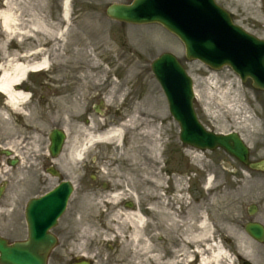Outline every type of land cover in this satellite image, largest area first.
Returning a JSON list of instances; mask_svg holds the SVG:
<instances>
[{"label": "rangeland", "instance_id": "rangeland-1", "mask_svg": "<svg viewBox=\"0 0 264 264\" xmlns=\"http://www.w3.org/2000/svg\"><path fill=\"white\" fill-rule=\"evenodd\" d=\"M129 1L72 0L70 18L74 28L73 36L77 32H84L82 35L88 37L91 31L99 35L93 36L94 39L88 38L92 42L88 50L96 64L72 58L71 50L74 45L61 49V59H57L53 53V56L48 57L52 66L40 76L44 84L49 82L47 84L52 85V89L40 86L35 88L41 99L38 102L31 98L23 107V116L12 112L5 103V97L0 94V145H11L26 125L37 126L38 128H32L38 129L44 135L41 140L42 147L38 146L37 141L31 145L28 151L30 158L24 166L9 174L0 172V184L8 183L6 198L19 204L23 210L26 203L38 194L36 186L39 164L33 161V156L43 157L46 150L43 143L47 145V135L51 129L66 126L69 129L68 143L60 159L64 172L76 183L75 198H79L82 192L78 184L81 179L85 180L84 162L93 164L103 179H114L122 175L121 164L125 163L135 170L134 175L140 183V202L142 206H147V211L150 199L157 198L158 194L162 198H169L167 206L171 208L168 211L174 216V228L178 227V219L183 213H188L193 220L196 215L204 214L209 227L213 228L217 223L223 234L228 236L231 232L229 220L233 186L238 182V190L241 195L244 194L246 179L244 177L243 181L233 180L222 164L226 162L233 165L231 158L224 151L201 152L180 142L179 124L169 112L166 97L152 72V63L168 52L179 59L194 79L195 92L198 95L194 106L198 117L203 125L214 133L224 135L237 132L247 143L257 141L261 126V115H256L255 110L257 104L252 107L253 98L248 84H243L231 70L216 72L198 61L187 60L183 44L163 27L157 24L124 25L107 17L106 10L110 4ZM63 2L64 0H0V9L15 19L17 31L22 33L32 29L33 18H45L50 24L64 28ZM217 3L231 14L236 25L264 40V0H250L247 5L245 0H217ZM17 31L9 35L3 30L0 21V64H5L6 56H11L12 53L24 56L40 49H49V46L37 43L26 35L17 36ZM96 39L107 41L108 48H100L99 43H95ZM33 60L39 61L38 56ZM125 79L127 82H124ZM122 83L123 87L115 88ZM82 85L86 88L80 93ZM53 93L59 96H52ZM74 96L79 100L78 104L64 109L65 101ZM147 96L150 102L145 103L140 114L135 113L136 105ZM99 100L104 101V117L97 115L92 105L88 107V102L99 104ZM85 111L91 113L95 122L94 129L106 125L108 130L120 129L123 133L119 141L94 143L93 147L85 150L84 161H79L75 153L88 147L90 143L84 133L88 127L79 122L85 120ZM27 113L30 115L26 116ZM136 116L141 121L133 125L132 120ZM4 123L8 125L7 131L3 128L6 126ZM105 128L103 132L106 131ZM153 129L157 131L155 139L149 134ZM79 137L82 139L78 140ZM110 160L114 162L112 166L109 165ZM4 168L0 166V170ZM154 171L158 172L161 178L156 193L153 191V181L151 182L155 177ZM178 171H182L184 176L182 202L177 194L171 197L168 193L170 187L177 190L176 178L171 174L177 175ZM171 181L174 182L173 185ZM199 184L200 186H197ZM162 186L165 188L162 189ZM107 199L103 192L86 199L85 205L91 222H97L107 212L106 206L113 204ZM21 216V209L13 213L1 212L0 231L8 230L5 228L9 225L16 231L15 236H24L23 226L19 224ZM143 216L144 222L147 223L149 219L146 220L144 213ZM124 218L123 221L133 223L129 217ZM87 227L89 226L83 223L79 228L83 237L89 231ZM215 228L218 229L217 226ZM199 230L195 224L190 225L189 259L193 261L198 260L192 257L197 245L195 242L204 241L201 236H197L201 233ZM204 238L208 240L209 237L206 235ZM222 245L230 254L231 246L225 243ZM241 249L248 251L249 247Z\"/></svg>", "mask_w": 264, "mask_h": 264}, {"label": "flooded vegetation", "instance_id": "flooded-vegetation-1", "mask_svg": "<svg viewBox=\"0 0 264 264\" xmlns=\"http://www.w3.org/2000/svg\"><path fill=\"white\" fill-rule=\"evenodd\" d=\"M43 80L40 78H28L19 89L32 91L34 101H40L41 96L34 90L42 85ZM47 87H51L48 85ZM52 89V88H51ZM249 89L253 98L252 107L256 110V115L261 114V136L255 141L250 150V158L253 162L264 159V91L257 90L253 87V83L249 81ZM58 93V92H56ZM52 96H59L54 94ZM40 97V98H39ZM86 112L85 123L92 120V117ZM255 114V113H254ZM92 124V121L90 122ZM98 127L97 130H102ZM24 146L31 144L28 138L23 141ZM20 154H14L12 160L21 162ZM37 160L39 163V172L37 179V195L42 198L59 185L62 178L54 175L60 173L59 159H53L49 154ZM10 159H6L7 163H11ZM112 164V163H111ZM86 165L85 171H95ZM123 174L117 178L109 179L107 183H99L98 176H90V179L81 181V194L79 198H71L66 213L59 220L58 225L52 229L51 235L55 237L56 244L48 256V264H183V257L189 255V223L188 213H183L178 219L180 222L178 227L174 228V224L167 217V211L171 208L167 206L169 198L158 200L156 197L151 198L147 211V206H142L139 198L141 194L140 183L134 175L133 168L129 164H121ZM157 168V166H153ZM244 168L248 171L246 175V191L240 194L238 182L233 186L232 196V212L230 215L231 243L232 253L235 258V264H243L245 256L238 250V246L247 240L250 245L260 247V251H256L257 263H262L260 252L264 254V242L259 243L253 238L252 229L257 226L264 230V172L251 171L248 167H239L236 165L233 171V180L243 181ZM155 175L157 172H155ZM182 171H178L177 185L179 190L181 185ZM168 191L169 196L175 195L172 187ZM104 191V196L113 197L120 196V200L114 204L106 206V213L103 214L95 223L90 221L88 208L86 207V199L96 196L98 190ZM153 191L158 192L157 185H154ZM165 193V191H164ZM199 193V192H198ZM132 195V196H131ZM165 196H168L165 194ZM108 201L111 200L108 198ZM9 204L2 200L0 202V211H18L22 209L19 204L16 207L9 208ZM18 209V210H17ZM69 211L71 213L69 214ZM126 212L140 215H146L147 223L142 227V232L137 230L134 236V227L136 224L123 221L121 215ZM89 214V215H88ZM7 215V214H6ZM22 217V216H21ZM75 217V218H74ZM121 217V219H119ZM203 215L198 214L192 219V224L199 226ZM19 224L23 226L24 236H15L12 228L8 227L0 231V236L6 238L9 243L27 239V228L22 218ZM90 221V223H89ZM168 221V222H167ZM86 223L89 230L83 237L81 224ZM9 224V223H7ZM185 225V227H184ZM218 232L213 239L220 240L222 237L219 225ZM181 227V228H180ZM249 228V229H248ZM248 229V230H247ZM95 231V233H94ZM90 232V233H89ZM88 236V237H87ZM187 264V263H185Z\"/></svg>", "mask_w": 264, "mask_h": 264}, {"label": "water", "instance_id": "water-1", "mask_svg": "<svg viewBox=\"0 0 264 264\" xmlns=\"http://www.w3.org/2000/svg\"><path fill=\"white\" fill-rule=\"evenodd\" d=\"M107 14L126 23L161 24L184 43L189 60H198L215 70L230 66L243 82L252 77L254 85L264 89V41L234 25L229 13L215 0H135L131 5L111 6ZM153 71L171 114L181 126L183 143L202 150L224 148L247 162V148L237 134L218 136L201 125L193 108V81L175 56L162 55L154 62ZM64 138L63 133H54L53 154L60 151ZM252 167L264 169V162ZM71 191L65 183L50 195L45 206L41 200L31 201L27 212L30 240L8 246L0 239V264H46L52 247L48 230L65 210ZM2 193L0 188V197ZM54 199L56 207L49 203Z\"/></svg>", "mask_w": 264, "mask_h": 264}, {"label": "bare ground", "instance_id": "bare-ground-1", "mask_svg": "<svg viewBox=\"0 0 264 264\" xmlns=\"http://www.w3.org/2000/svg\"><path fill=\"white\" fill-rule=\"evenodd\" d=\"M70 1L66 0L63 10V21L65 23V27L61 28L59 25H52L50 24L45 18H33L32 19V29L27 32H18L17 28L15 26V19L9 15L8 13H5L3 11L0 12V21L1 26L3 27V30L8 33L9 35H13L17 31L18 35H26L28 38L33 39L37 43H41L45 46H49V49H40L36 52L30 54H26L24 56H19L16 53H12L11 56H6L5 64H0V94H2L6 101L8 106H10L11 110L14 112H20L22 110V105L28 102L29 95L25 92H20L15 90L16 84L19 82H23V80L26 79V76L30 72H44L45 70L50 67L51 62L49 61L48 57L53 56V53H55V56L61 59L60 51L61 49H65L66 47H71L74 45V48L71 50V57L75 58L77 61L85 62L89 64H96L95 59L91 56L89 53V48L92 45V42L88 38H93V36H97L98 33H94L91 31V34L88 35V37L82 35L84 32H77L75 36H73V24H72V18H70ZM248 1L245 0V4L247 5ZM96 30H99L96 28ZM15 31V32H14ZM89 31V30H88ZM99 36V35H98ZM94 42V41H93ZM95 43H99L100 48L107 47V41H103L102 39H96ZM18 56V57H17ZM35 56H38L39 61H34L33 58ZM124 82H127L125 79ZM87 83V81H86ZM124 86V83L117 85L115 88L120 89ZM86 86H83L79 89V92H83L85 90ZM78 92V93H79ZM150 96V93L148 94ZM149 96L144 98L141 102H139L136 105L135 113L140 114L143 111V106L146 102L149 101ZM198 96V95H197ZM78 99H70L69 101H65V107L69 108L71 106H76L78 104ZM140 112V113H139ZM148 114V113H147ZM149 115V114H148ZM145 116V115H144ZM150 116V115H149ZM138 116L133 118L132 124L136 125L140 122ZM6 124V123H4ZM35 127V126H34ZM5 130H8V125L6 124ZM35 128H38L37 126ZM35 128H26L27 132H24L22 136H18L15 143L22 142V137L24 138L23 141H25L27 138L28 140H33L36 142L37 139L40 137V132L38 129ZM87 135V141L88 142H111V141H119L122 137V130H109L106 133L95 135L89 130L85 131ZM149 134L152 136V138L155 139L157 131L153 129L150 130ZM37 143V142H36ZM20 144V143H18ZM14 146V145H13ZM157 148V146H156ZM89 149V148H88ZM86 147L78 150V152L75 153V157L78 160H81L83 158V154L85 153ZM24 156V155H23ZM22 156V160H24ZM5 167L4 169H1V173L9 174L12 169L8 165H3ZM159 183V179H157ZM183 185V184H182ZM182 194V193H181ZM112 198L117 199V195L113 196ZM180 200L183 201V196L180 195ZM11 204H13V201H10ZM127 217H129L132 222L136 223L134 227V236L136 237L137 230L142 232V226L144 225V219L141 215L137 214H130L126 213ZM169 219L173 220V214H168ZM201 233H198L197 236L201 237H210V233L212 231V228L208 226L207 220L204 219L201 222L200 225ZM200 242V241H198ZM202 245V247H200ZM191 256L186 257V261H188V264H195V261L190 260ZM198 258L196 264H233V259L231 255L224 249L220 241L214 242V244L209 245H203L198 244L196 246V249L194 251V256Z\"/></svg>", "mask_w": 264, "mask_h": 264}]
</instances>
